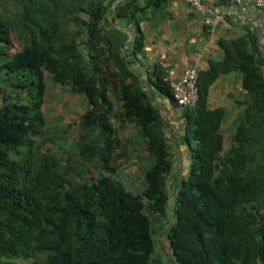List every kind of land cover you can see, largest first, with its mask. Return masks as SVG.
Returning <instances> with one entry per match:
<instances>
[{"label": "trees", "instance_id": "obj_1", "mask_svg": "<svg viewBox=\"0 0 264 264\" xmlns=\"http://www.w3.org/2000/svg\"><path fill=\"white\" fill-rule=\"evenodd\" d=\"M165 3L0 0V264H264V59L253 36L220 40L224 58L199 70L198 103L180 110L162 66L147 83L138 70L141 24ZM233 73L243 94L229 122L208 98ZM46 76L87 104L61 151H42L60 138ZM132 129L138 143L121 136ZM130 146L147 153L140 194L114 178Z\"/></svg>", "mask_w": 264, "mask_h": 264}, {"label": "crops", "instance_id": "obj_2", "mask_svg": "<svg viewBox=\"0 0 264 264\" xmlns=\"http://www.w3.org/2000/svg\"><path fill=\"white\" fill-rule=\"evenodd\" d=\"M149 0H138L144 5ZM219 12L223 19L215 27H209L206 18ZM145 35V48L139 57L138 70L144 83L154 79V67L160 65L165 72L174 71V81H179L191 67L199 70L209 68L211 61H221L224 52L219 41L255 37L260 55L264 56V11L256 9L251 1L242 6L232 5L228 0H203L202 10H191L184 0H166L160 10H152L151 20L141 24ZM130 35L135 31L129 27ZM242 82L238 73L221 76L210 90V108L224 107L232 101L233 107L242 98ZM218 97L216 100L215 97ZM156 103L167 121L179 126L180 110L165 97L156 95ZM230 101V102H231ZM239 112V111H238ZM229 117V122L235 119Z\"/></svg>", "mask_w": 264, "mask_h": 264}, {"label": "rangeland", "instance_id": "obj_3", "mask_svg": "<svg viewBox=\"0 0 264 264\" xmlns=\"http://www.w3.org/2000/svg\"><path fill=\"white\" fill-rule=\"evenodd\" d=\"M18 49H21V47L19 45H16V50ZM46 86L47 93L43 112L50 124L58 130V135L60 136V138L58 137V141H54L55 139H53L48 141L46 144L42 143V151L53 149V147L56 150L59 147H69L80 136V116L83 115L87 110V104L84 98L72 95L67 87L56 85L48 76H46ZM215 99L217 100L218 97L216 96ZM230 101H228V103L224 105L227 106L226 109H228L229 106H235L232 104V101ZM231 110L232 112L230 113V116H235L239 113L238 111H240V108L238 110L237 108H233ZM129 133H133L132 136H134L135 134L134 130L132 129L131 131L124 132L121 135L122 138H128ZM134 137V141L138 143L139 141L137 140L136 135ZM170 138L171 140L174 139L173 134H170ZM172 143L174 144V141ZM130 147L131 148L128 149L129 155L127 158H119L116 162H114V166L116 168V171L114 172V178L117 181L122 182L130 190L140 194L144 190L143 169L146 166L145 162H142V158L145 159L147 157V153L145 152L144 148L136 153H133V151L135 152L136 149H139V147ZM184 161L183 163L186 162ZM177 166L179 167L180 163H178ZM181 166L183 165L181 164ZM186 166L187 165H184V167ZM180 168L177 171L179 172V174L182 170L185 169H183V167ZM92 171L93 172L87 175L88 178L94 176V174L96 173V170L94 168H92ZM155 240L156 251L161 252L163 258L167 262H170L171 252L164 236L162 237L163 242H157L156 238Z\"/></svg>", "mask_w": 264, "mask_h": 264}, {"label": "built area", "instance_id": "obj_4", "mask_svg": "<svg viewBox=\"0 0 264 264\" xmlns=\"http://www.w3.org/2000/svg\"><path fill=\"white\" fill-rule=\"evenodd\" d=\"M251 1L254 7L264 11V0H228L232 5L242 6ZM191 10H202L203 0H184ZM223 19L219 12H214L206 18L205 23L209 27H215ZM264 59V56L262 57ZM174 71L167 72L165 81L171 86L173 98L180 110L194 107L199 100V69L196 67L189 68L179 81H174L172 77Z\"/></svg>", "mask_w": 264, "mask_h": 264}]
</instances>
